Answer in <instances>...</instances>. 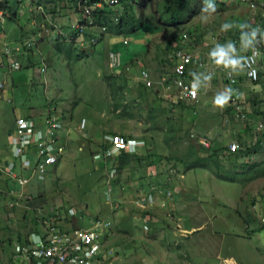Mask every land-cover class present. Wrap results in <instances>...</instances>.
<instances>
[{"label": "rangeland", "instance_id": "374dc122", "mask_svg": "<svg viewBox=\"0 0 264 264\" xmlns=\"http://www.w3.org/2000/svg\"><path fill=\"white\" fill-rule=\"evenodd\" d=\"M31 1L40 8L11 0L0 21V264L9 253L7 244L29 232L40 209L53 207L66 219L73 206L83 209L76 216L80 227H89L95 217L103 223L110 264H264V171L229 183L183 163L187 151L198 146L201 155L215 153L219 169L211 168L220 175L243 173L251 165L264 170V135L253 131L254 119L264 115V78L250 83L238 64L240 81L230 86L220 74L202 80L205 69L192 66L189 74L199 96L194 107L177 101L171 63L180 46L196 61L205 60L210 49L243 57L252 40L234 25L251 11L239 0H192L184 19L164 25L156 2L140 8L138 0H125L132 10L123 6L120 16L133 12L142 19L140 32L109 33L86 52L71 37L79 18L71 4ZM25 40L37 44L28 49ZM17 43L27 61L19 59L21 66L13 70L5 50ZM112 50L122 54L116 71L107 66ZM43 61L45 75L37 72ZM142 69L153 82L149 89L143 88ZM218 95L228 96L222 106L213 103ZM228 103L248 117L247 123L235 113L224 119ZM49 107L61 116L63 155L41 184L20 185L24 174L18 164L12 174L4 170L12 161L15 119L30 116L37 122ZM112 131L145 141V148L118 156V164L117 158L115 163L93 161L100 140L88 145L91 134L101 136L104 145ZM258 140L263 142L249 157L228 153L230 143L242 148ZM149 190L154 204L139 207L138 198ZM143 219L150 222L147 230ZM67 222L76 226L75 219Z\"/></svg>", "mask_w": 264, "mask_h": 264}, {"label": "built area", "instance_id": "2783aa9c", "mask_svg": "<svg viewBox=\"0 0 264 264\" xmlns=\"http://www.w3.org/2000/svg\"><path fill=\"white\" fill-rule=\"evenodd\" d=\"M77 4L82 15V24L77 25L80 32L86 26V20L92 22L91 12L109 8L117 12L122 6V0H67ZM95 1V2H94ZM246 6L251 15L247 18L248 25L252 27L248 30L251 35L252 45L241 58L228 57L239 61V66L245 73L246 79L250 83H257L260 80L259 71L264 69V36H260L261 21L264 19V0H239ZM117 20V18H115ZM264 22V21H262ZM183 37H186L184 35ZM127 45L126 39L122 41ZM95 44L94 39L88 41V46ZM18 50V48H16ZM210 49L205 60L196 61L191 52L183 47L177 48L173 55V86L178 92L177 100L188 103H198V88L189 74L190 67L198 65L205 69V74L216 78L217 74L222 76V81L230 86L238 83V76L235 74V67L216 64ZM10 50L6 49V54ZM12 69H18V63L14 60L10 63ZM108 66L116 70L122 66V54L117 50H112L108 55ZM45 67L40 69L44 72ZM141 80L146 88H150L153 83L146 70L140 71ZM235 104V103H234ZM227 107H232V112L240 119H245L241 110L233 103H228ZM39 127L30 119L19 117L15 120V130L10 140V156L12 161L7 163L4 170L12 174L18 164L25 171L23 177H19L20 185H25L28 181L43 182L49 173V168L55 165L63 155L64 146L56 145L52 135H58L61 124L56 116L50 114ZM84 123H82V126ZM253 130L257 133H264V115L260 116L254 123ZM109 147L102 154L95 155V159L111 158L121 151L134 152L141 145L140 142L128 140L120 135L108 137ZM205 146L207 144L204 143ZM229 151L236 152L239 149L237 143H230ZM31 159L33 161H31ZM137 204L140 207H147L154 204L152 193L142 194ZM53 207L44 213H39L37 219V229L31 232L22 241H15L10 247L5 264H110L111 253L105 246V233L103 223L96 217L92 219L91 225L82 228L78 225L79 219L76 216L80 210L68 208L66 219L57 215ZM67 219H75L76 226L73 228ZM143 228L148 229L149 220L143 219ZM70 228H64L68 227ZM108 229H106V232Z\"/></svg>", "mask_w": 264, "mask_h": 264}, {"label": "trees", "instance_id": "16d2710c", "mask_svg": "<svg viewBox=\"0 0 264 264\" xmlns=\"http://www.w3.org/2000/svg\"><path fill=\"white\" fill-rule=\"evenodd\" d=\"M8 1L11 2V0H5V1H0L1 5H0V10L2 9H7L10 6H8ZM17 3L20 2L22 3V0H15ZM56 1H63V0H52L51 3H55ZM134 1V0H133ZM140 5V8H144L146 5H149L151 8H153L154 6V2L157 3L156 9H158V12H160L162 19H163V23L164 25L169 24H177L179 21H181L182 19H184L187 15V10L189 9L190 3L192 2V0H138ZM124 3V7L129 8L130 6L129 3L127 4L125 0L122 1ZM39 3V0H38ZM11 4V3H10ZM131 5V4H130ZM130 10H132V8L130 7ZM113 12L111 10H103L102 11V16H96V26L98 28L100 27H104L105 28V32H98L96 29L91 30L89 35H86L87 37H91V38H97L98 42L103 39L104 35H107L109 33H113L116 35H125V34H133V33H139L141 30L142 25L144 24L142 22V19L140 18H136L135 15L133 14V12L130 13V16L127 17L126 14H124V16H121L119 18V21L114 22L112 21V16ZM161 19V20H162ZM247 20V19H246ZM249 21V20H248ZM264 27V25H263ZM249 28V26L247 25V22H239L236 25H234V30L238 31L240 30L241 33H244L245 30H247ZM77 31L75 30L72 33V38L74 39L75 33ZM100 33V34H99ZM262 36H264V32L261 33ZM260 34V36H261ZM88 37V39H89ZM90 38V39H91ZM96 44H94L90 49L92 50L93 47ZM25 61H27V58L24 59ZM172 67V64H171ZM19 69V68H18ZM173 72V71H172ZM143 88H145L143 86ZM146 89V88H145ZM193 114H196V110L192 111ZM225 118L228 116V113L226 111H222L221 113ZM221 115V116H222ZM14 129V128H13ZM12 129V131H13ZM249 129V128H248ZM170 133H172V129H170ZM263 142V140H258L256 142V144L250 146L248 145L247 147H242L239 148L236 152L231 153L230 151H228V153L230 154H238V153H242L245 154V156L249 157L252 155V153L254 152V147L256 146L257 148L260 147L261 143ZM202 147H198V146H194L192 149H189L183 159V163L186 164V166H188L189 169H206L208 171H210L211 173H213L215 175V177L223 182H229V183H240V176H250V178H257V177H261L263 176V169H261L259 166L257 165H251L249 166V168L243 172V173H231L230 175L228 173L220 175L219 173H217L214 169H212V164L215 168L219 169V165L217 163V159H215L216 155L215 153H210V155L208 154V156L206 155V152H204L203 155H201L199 152L201 151ZM135 155V154H132ZM121 156H127V153H121L119 155ZM119 158V157H118ZM118 158H117V164H118ZM212 162V163H211ZM22 174H26L25 171L21 170ZM239 181L237 182L236 180ZM36 184H41L39 182L33 181ZM18 187V186H17ZM49 209V208H48ZM48 209H40L39 213H44L46 212ZM39 216V215H38ZM37 219L38 217H35L32 219V226L29 230V232L27 234H25L22 237H16L15 241H22L25 237H27L31 232L35 231L37 229ZM13 241L8 243V247L10 248L12 245ZM6 260L8 257V253L6 254ZM5 260V261H6ZM3 264H5V262H3Z\"/></svg>", "mask_w": 264, "mask_h": 264}, {"label": "clouds", "instance_id": "9594fccd", "mask_svg": "<svg viewBox=\"0 0 264 264\" xmlns=\"http://www.w3.org/2000/svg\"><path fill=\"white\" fill-rule=\"evenodd\" d=\"M26 1V4L28 5V7L30 8V9H37V8H40V5H35V3H34V1H31V2H29L30 0H25ZM64 2L66 1L67 3H71V2H68L67 0H63ZM63 1H56L57 3L59 2H63ZM123 1V0H122ZM122 4H121V8L119 9V10H117V12L116 11H114L113 9H111V11L113 12V17H112V21H116V19L115 18H117V21H119V18L121 17L120 15H121V12H122V9H123V6H124V3L123 2H121ZM75 5L73 4V7H74ZM75 11H76V9L75 8H73ZM103 10H110L109 8H102L101 10L100 9H98V10H95V11H92L91 12V18H92V22L91 23H89L88 22V20H86V26L84 27V29H83V33H81L80 35H77L76 36V40H78L79 41V37H81L82 35H84L85 33H87V34H89L90 33V31L91 30H94V29H96L98 32H105V28L104 27H100V28H98L97 26H96V16H102V11ZM77 13H78V16H79V20H77L75 23H73V31H77V32H80V30H79V28H77V25H79V24H82V15H81V13H80V11H76ZM250 15H251V13H250ZM37 19V18H36ZM35 19V20H36ZM116 21V22H117ZM245 21L247 22V25H248V21L245 19ZM262 21H264V19L262 20ZM261 21V25H260V29H261V32H263V25H264V22H262ZM228 25L227 24H225V25H222V27H227ZM249 26V25H248ZM252 27H250L249 26V28L247 29V30H245V32L243 33L244 35H246L247 37H249V38H251V35L250 34H248V30L249 29H251ZM238 31H240V30H238ZM238 31H236V32H238ZM100 34V33H99ZM261 34V33H260ZM184 35H186V37H187V34H183V36ZM38 37H40V34H39V36ZM261 37H262V34H261ZM40 39H41V37H40ZM91 39H94L95 40V44H97L98 43V40H97V38H91ZM90 39H87V40H84V41H80L81 42V45H82V47H83V50L84 49H86L87 48V50H89L93 45H91V46H88V41H89ZM102 40V39H101ZM124 39L122 38V40H121V42L123 41ZM34 44H37V42H32V41H30V40H25V42H24V46H26L28 49H30L31 48V46H33ZM128 45V44H127ZM22 46V43H17L16 45H14V46H12V47H8V48H6V49H9L10 50V53L9 54H6V50H5V55L6 56H8V57H10V63L11 62H13L14 60L16 61V62H18L19 61V59H20V56H21V53H23L24 51H22L23 50V47H21ZM180 47H182V46H180ZM16 48H18V50H16ZM13 49V51H16V53L15 54H12L11 53V50ZM33 50V49H32ZM215 51V50H214ZM212 56H213V58H214V62L216 63V64H223V65H225V66H229V67H235V66H237L238 64H239V61L238 60H234V59H229L228 58V55H227V53L225 52V51H223V50H220V49H217L214 53H212ZM26 58V57H25ZM172 61V60H171ZM172 64H173V67H174V62L172 61L171 62ZM21 66V64H19V66H18V68ZM45 67V69L46 68H48V66H47V64L43 61L42 63H41V66L39 67V69L37 70V72L39 73L40 72V69L42 68V67ZM107 66H108V57H107ZM9 67L11 68V65L9 64ZM122 67V66H121ZM120 67V68H121ZM108 68H109V66H108ZM110 69V68H109ZM13 70H18V69H13ZM110 70H112V69H110ZM117 70V69H116ZM116 70H113V71H116ZM142 70H144V69H142ZM263 71H264V69H262ZM173 71V70H172ZM46 74V73H45ZM172 77H173V75H172ZM243 77H244V79L245 80H247L246 79V77L243 75ZM149 78H150V76H149ZM262 78H264V75H260V80H259V82L262 80ZM140 79H141V77H140ZM151 80V79H150ZM172 80H173V78H172ZM152 81V80H151ZM239 81H240V77L238 76V83H239ZM248 81V80H247ZM153 83V82H152ZM237 83V84H238ZM258 83V82H257ZM142 84H143V82H142ZM252 84H256V83H252ZM143 86H144V84H143ZM145 87V86H144ZM146 88V87H145ZM146 89H149V88H146ZM227 99H228V96H223V95H218V96H216V97H214L213 98V103L214 104H216L217 106H222L226 101H227ZM177 101H179V100H177ZM176 101V102H177ZM175 102V101H174ZM183 102H185V101H183ZM185 103H187V104H191V105H193L194 107H197V104H195L194 105V103H188V102H185ZM193 107V108H194ZM47 110H49V113H47L46 115H44V116H42V119H40L39 121H37V122H39V123H42L43 121H44V119L45 118H47V116H49L50 114H52V115H54V116H56L57 117V119L59 120V122H60V124H61V129H60V131H59V133H58V135L59 136H61L60 135V132H61V130H62V120H61V116L56 112V110H53V109H51L50 107L47 109ZM222 111H226L227 113H228V116L225 118L224 117V119H227V118H229V116H231V114L232 113H234V112H232V107H227V106H225L224 108H223V110ZM242 114V113H241ZM245 116V115H244ZM19 117H23V118H26V119H30V120H32L33 122H35V123H37L36 121H34L30 116H18L17 118H19ZM16 118V119H17ZM247 118L248 117H246L245 116V119L243 120V119H241V121H244V122H246L247 123ZM259 117H257L256 119H254V121H253V126H254V123H255V121L258 119ZM15 119V120H16ZM82 123H84V125H85V122H82ZM83 125V126H84ZM14 130H15V125H14V129H13V131L12 132H14ZM254 131V130H253ZM254 134H258V135H264V133H257V132H255L254 131ZM112 135H120V136H122L121 134H111V135H109V136H112ZM108 136V137H109ZM108 137H107V143L105 144L104 143V145H103V147H99L96 151H95V153H93V156H92V160L93 161H95V162H105V161H108V162H110V163H115V161H116V158L121 154V153H127V154H139L141 151H139L138 149L139 148H145V141H143V140H140V139H131L130 137H125L126 139H128V140H132V141H136V142H140L141 143V145H139L137 148H136V150L134 151V152H126V151H121L120 153H118L117 155H115V156H113V157H111V158H105V159H99V160H96L94 157H95V155H98V154H102L103 153V151L107 148V147H109V143H108ZM124 137V136H123ZM203 146H205L204 145V143L205 144H207V142L206 141H201L200 142ZM207 146H208V144H207ZM207 146H205V147H207ZM61 159V158H60ZM59 162V161H58ZM57 162V163H58ZM56 163V164H57ZM55 164V165H56ZM54 166V165H53ZM112 171H114V170H112ZM49 176V173H48V175L46 176V177H48ZM45 177V178H46ZM151 193H152V191L151 190H149ZM148 192V191H147ZM147 192H145V193H147ZM143 194V193H142ZM141 194V195H142ZM140 195V196H141ZM152 195H153V193H152ZM154 197V196H153ZM139 199V198H138ZM139 206V205H138ZM85 208H86V206H84ZM140 207V206H139ZM69 208H75L74 206L73 207H69ZM68 209V208H67ZM76 209V208H75ZM81 211V213L83 212V209H81L80 210ZM142 224H143V221H142ZM142 227H143V225H142ZM150 228V223L148 224V229ZM144 229V228H143ZM144 230H146V229H144Z\"/></svg>", "mask_w": 264, "mask_h": 264}, {"label": "bare ground", "instance_id": "6f19581e", "mask_svg": "<svg viewBox=\"0 0 264 264\" xmlns=\"http://www.w3.org/2000/svg\"><path fill=\"white\" fill-rule=\"evenodd\" d=\"M85 1H93V0H85ZM95 2V1H94ZM69 4H71L72 5V7H73V4L74 3H69ZM0 5H1V3H0ZM11 4H10V2L8 1V6H10ZM73 8H75L76 9V11H78V10H82L81 8H78L77 7V4L73 7ZM40 11L41 10H39L38 11V13H40ZM80 18H78L77 20H79ZM0 21H4V14H3V12H2V10H0ZM78 22V21H77ZM72 30V29H71ZM81 33H83V32H76L75 33V36H77V35H80ZM66 34H68V33H66ZM86 35H89V34H87V33H85L84 35H82L81 37H79L78 39L80 40V41H84V40H87L88 39V37L86 36ZM71 36H72V32H71ZM91 37H89V39H90ZM33 46H35V45H33ZM111 52V51H110ZM109 52V53H110ZM109 55V54H108ZM18 63V65L20 64V61H18L17 62ZM12 69V68H11ZM46 71H47V68L45 69V71L44 72H41L43 75H45V73H46ZM259 74L260 75H264V71L263 70H260L259 71ZM243 75L245 76V73H243ZM201 78H202V80H208V79H210V78H212V77H210V76H208V75H206V74H203V75H201ZM198 98H199V96H198ZM193 106V105H192ZM191 106V107H192ZM37 124V126H39V127H42L43 126V124L42 123H36ZM52 138L55 140V142H56V145H62V146H64V143H63V141H61L62 140V138H61V136H59V135H52Z\"/></svg>", "mask_w": 264, "mask_h": 264}, {"label": "crops", "instance_id": "0c3cea01", "mask_svg": "<svg viewBox=\"0 0 264 264\" xmlns=\"http://www.w3.org/2000/svg\"><path fill=\"white\" fill-rule=\"evenodd\" d=\"M84 50H86V52H88L87 48L84 49ZM21 58H25V56L21 55V56H20V59H21ZM113 132H115V133H113ZM111 134H121L122 136L125 135V133H119V132H117V131H112ZM109 135H110V134H109ZM127 135H128V134H127ZM127 135H125L124 137H129V136H127ZM91 136H92V137H91V142H88V145L93 146L94 143H96V145H97V141L95 142V140H100V145H98V148H99L100 146H103V141H104V139L101 138V136H98V137H97V134H91ZM142 148H143V147H142Z\"/></svg>", "mask_w": 264, "mask_h": 264}]
</instances>
